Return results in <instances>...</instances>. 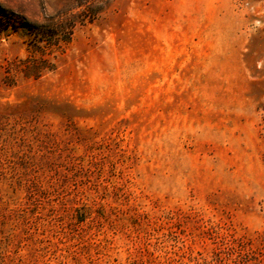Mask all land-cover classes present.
Returning a JSON list of instances; mask_svg holds the SVG:
<instances>
[{
	"label": "rangeland",
	"instance_id": "1",
	"mask_svg": "<svg viewBox=\"0 0 264 264\" xmlns=\"http://www.w3.org/2000/svg\"><path fill=\"white\" fill-rule=\"evenodd\" d=\"M2 28L0 264H264V0H0Z\"/></svg>",
	"mask_w": 264,
	"mask_h": 264
},
{
	"label": "trees",
	"instance_id": "2",
	"mask_svg": "<svg viewBox=\"0 0 264 264\" xmlns=\"http://www.w3.org/2000/svg\"><path fill=\"white\" fill-rule=\"evenodd\" d=\"M4 29H0V35L3 33ZM31 34L36 36V41L38 43H43L45 45H42L44 47H49L51 46L52 48H59V44L61 41H67L69 39V35H63L64 28L62 27H42V26H37L35 25L30 29ZM48 45V46H46ZM36 46H39L36 45ZM46 60V59H45ZM43 60V61H45ZM28 63V62H27ZM24 65L25 62H24ZM45 66V65H44ZM43 63H37L36 61H33L31 63H28L24 68V74L27 76H33L35 78L39 77L41 71L43 68Z\"/></svg>",
	"mask_w": 264,
	"mask_h": 264
}]
</instances>
